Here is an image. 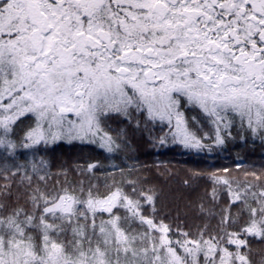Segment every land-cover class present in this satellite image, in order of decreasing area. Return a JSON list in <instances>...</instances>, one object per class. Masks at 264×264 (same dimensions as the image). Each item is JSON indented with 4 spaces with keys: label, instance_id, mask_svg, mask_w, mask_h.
<instances>
[{
    "label": "snow or ice",
    "instance_id": "6c2138e0",
    "mask_svg": "<svg viewBox=\"0 0 264 264\" xmlns=\"http://www.w3.org/2000/svg\"><path fill=\"white\" fill-rule=\"evenodd\" d=\"M257 147L264 0H0V264H264Z\"/></svg>",
    "mask_w": 264,
    "mask_h": 264
},
{
    "label": "trees",
    "instance_id": "16d2710c",
    "mask_svg": "<svg viewBox=\"0 0 264 264\" xmlns=\"http://www.w3.org/2000/svg\"><path fill=\"white\" fill-rule=\"evenodd\" d=\"M115 127V126H114ZM133 147L136 148V155L138 159L145 164H154L159 161H167L170 165L175 168H207L208 164L197 157L189 156L187 154H182L176 149L172 150H161L157 152L155 149H150L147 144L138 138V135L132 136ZM241 152L244 154L242 146L231 147L229 146L228 150L219 155H213L208 158L209 162H214L215 166L227 165L229 161L236 159V153ZM261 150L257 147L256 151L247 155L245 162H256L257 165L264 161V156L260 154ZM55 154L60 158V160H75L79 159L80 161H87L93 157L98 156V153L94 151L92 146H81L79 144L69 145L67 143H61L59 147L55 149ZM185 172L180 171L178 176L173 177L170 181H164V178L157 177L155 175V168L150 174L151 183H164L166 191L171 190L175 195L186 194V190L181 184L182 178L185 177ZM203 183L197 192L202 190ZM197 193L193 192L192 196H195ZM254 248H261L264 245H260L257 242H253Z\"/></svg>",
    "mask_w": 264,
    "mask_h": 264
}]
</instances>
